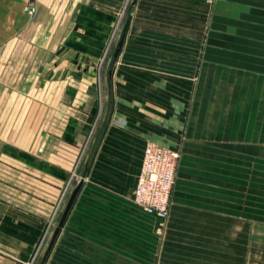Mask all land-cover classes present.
Returning a JSON list of instances; mask_svg holds the SVG:
<instances>
[{"label":"crops","instance_id":"0c3cea01","mask_svg":"<svg viewBox=\"0 0 264 264\" xmlns=\"http://www.w3.org/2000/svg\"><path fill=\"white\" fill-rule=\"evenodd\" d=\"M8 2L0 264L55 212L39 264H264V0ZM149 144L179 153L162 236L133 202Z\"/></svg>","mask_w":264,"mask_h":264},{"label":"built area","instance_id":"2783aa9c","mask_svg":"<svg viewBox=\"0 0 264 264\" xmlns=\"http://www.w3.org/2000/svg\"><path fill=\"white\" fill-rule=\"evenodd\" d=\"M178 161V152L152 144L147 145L143 153L142 166L134 189L133 202L146 214L153 215L159 219L158 233H160L168 217L170 197ZM80 182L81 179L77 178L75 174L71 176L59 204L64 201L73 183L78 185ZM55 216L56 212L31 259L37 258L39 249L48 234Z\"/></svg>","mask_w":264,"mask_h":264},{"label":"rangeland","instance_id":"374dc122","mask_svg":"<svg viewBox=\"0 0 264 264\" xmlns=\"http://www.w3.org/2000/svg\"><path fill=\"white\" fill-rule=\"evenodd\" d=\"M15 5L16 4L8 2V0H0V48H1V44H3V43L6 44L8 42H11V40L13 41L12 38H14V28H15V23H16V16H15L14 12L11 10V8H13ZM16 6H18L21 13L24 12L25 4L20 3ZM86 13L87 12H84V14H86ZM86 15H88V13ZM116 18L113 19V21H112V38H111L110 44L115 41V35H116V32L119 28V21H118L119 14ZM80 24H82V23H80ZM1 53H3V52H1V49H0V54ZM108 54H109V51H106L105 53L103 50L100 52H96V56H97L96 62H95L94 70H92L96 75H101L103 73L104 62H105V59L108 58ZM104 55H105V57H104ZM7 66H8V63H5L4 64L5 69H7ZM98 108H99V100H97L96 112H97ZM175 176H176V174H175ZM168 215H169V212H168ZM164 226H165V223H164V225H163V227L159 233L160 236L163 235ZM0 257H3L4 260H9V258L7 256H5L4 254H0ZM29 263L30 264H39V261L37 260V258H35L34 260L31 259V261Z\"/></svg>","mask_w":264,"mask_h":264},{"label":"water","instance_id":"95a60500","mask_svg":"<svg viewBox=\"0 0 264 264\" xmlns=\"http://www.w3.org/2000/svg\"><path fill=\"white\" fill-rule=\"evenodd\" d=\"M29 11H32V9L30 8L27 12H29ZM79 188H80V184H78V185L76 186V188L74 189V191L72 192V194H71V196H70V198H69V200H68V203H67L66 209H65V211H64V213H63V215H62V217H61V219H60V222H59V229H60V227L62 226V224L64 223V221H65V219H66V217H67V214H68V212H69V209H70V207H71V204H72V202H73V200H74V198H75V195L77 194ZM59 229L57 230L56 235H57ZM56 235H55V236H56Z\"/></svg>","mask_w":264,"mask_h":264}]
</instances>
